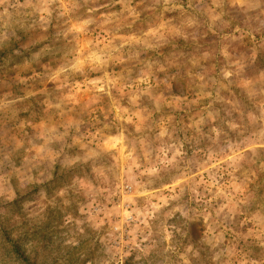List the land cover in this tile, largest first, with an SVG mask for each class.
I'll return each mask as SVG.
<instances>
[{
    "label": "rangeland",
    "instance_id": "rangeland-1",
    "mask_svg": "<svg viewBox=\"0 0 264 264\" xmlns=\"http://www.w3.org/2000/svg\"><path fill=\"white\" fill-rule=\"evenodd\" d=\"M17 200L39 264H264V0H0Z\"/></svg>",
    "mask_w": 264,
    "mask_h": 264
},
{
    "label": "trees",
    "instance_id": "trees-1",
    "mask_svg": "<svg viewBox=\"0 0 264 264\" xmlns=\"http://www.w3.org/2000/svg\"><path fill=\"white\" fill-rule=\"evenodd\" d=\"M20 203L21 200H17L5 206L6 215L0 216V219L2 218L0 221V264H39L38 256L31 258L26 251V237L30 231L26 229L24 235L17 233L20 227L15 214H18ZM55 263V260L51 262V264ZM41 264L47 263L42 262Z\"/></svg>",
    "mask_w": 264,
    "mask_h": 264
}]
</instances>
